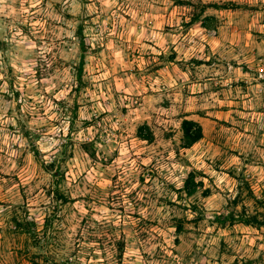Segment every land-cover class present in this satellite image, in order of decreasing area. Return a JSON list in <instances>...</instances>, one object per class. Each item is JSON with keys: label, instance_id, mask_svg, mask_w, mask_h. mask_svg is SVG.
I'll return each mask as SVG.
<instances>
[{"label": "rangeland", "instance_id": "1", "mask_svg": "<svg viewBox=\"0 0 264 264\" xmlns=\"http://www.w3.org/2000/svg\"><path fill=\"white\" fill-rule=\"evenodd\" d=\"M0 264H264V0H0Z\"/></svg>", "mask_w": 264, "mask_h": 264}, {"label": "trees", "instance_id": "2", "mask_svg": "<svg viewBox=\"0 0 264 264\" xmlns=\"http://www.w3.org/2000/svg\"><path fill=\"white\" fill-rule=\"evenodd\" d=\"M207 6H215L217 8H226V5H217V4H207ZM182 131H183V138L185 140V145L183 147H190L194 142L199 140L202 134V127L201 125L193 120L184 119L182 123ZM141 138L147 139L150 138L149 135H144L143 133L140 134Z\"/></svg>", "mask_w": 264, "mask_h": 264}]
</instances>
